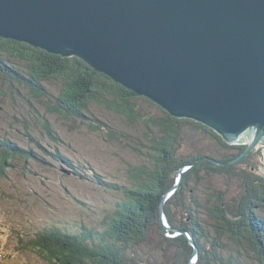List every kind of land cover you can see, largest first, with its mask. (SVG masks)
<instances>
[{
	"label": "trees",
	"instance_id": "16d2710c",
	"mask_svg": "<svg viewBox=\"0 0 264 264\" xmlns=\"http://www.w3.org/2000/svg\"><path fill=\"white\" fill-rule=\"evenodd\" d=\"M1 101L7 106V122L0 120V182L8 181L6 173L15 162L37 160L33 151L44 150L43 142L68 146L48 116L77 129L104 128L110 142L121 141L138 157L123 166L128 175H112V183L95 174L106 192L118 194L121 201L112 195L100 206L77 200L80 214L92 215L96 222L92 229L83 224L71 234L60 224L32 227L19 232L21 251L34 253L47 264H190L189 240L167 231L159 216L162 209L168 226L187 231L194 241L195 264H238L240 254L250 258L249 251L264 264V171L259 148L237 160L246 145H230L202 124L170 116L75 57L62 58L2 38ZM107 118L114 126L105 123ZM7 126L12 131H1ZM29 128L45 131H35L33 138ZM15 135L26 141L25 147ZM81 152L106 165L93 152L84 148ZM51 158L70 163L59 153ZM233 160L237 161L227 165ZM185 168L180 186L163 201L178 171ZM216 246L219 250L214 251Z\"/></svg>",
	"mask_w": 264,
	"mask_h": 264
},
{
	"label": "water",
	"instance_id": "95a60500",
	"mask_svg": "<svg viewBox=\"0 0 264 264\" xmlns=\"http://www.w3.org/2000/svg\"><path fill=\"white\" fill-rule=\"evenodd\" d=\"M0 38L75 57L229 144L252 133L237 160L264 146V0H0Z\"/></svg>",
	"mask_w": 264,
	"mask_h": 264
},
{
	"label": "rangeland",
	"instance_id": "374dc122",
	"mask_svg": "<svg viewBox=\"0 0 264 264\" xmlns=\"http://www.w3.org/2000/svg\"><path fill=\"white\" fill-rule=\"evenodd\" d=\"M2 102L5 104L4 101L0 103V120L4 123L7 122L5 114L7 106L5 104L4 107ZM109 115L116 118L111 114ZM184 119L199 123L188 118ZM48 120L52 124V129L64 142H67L68 146H56L50 140L43 142L44 150L33 151L38 158L37 160H27V162L19 160V162H15V168L6 173L8 181L0 182V264H47L36 254L21 251L18 238L19 232H30L32 227H40L39 229H47L49 226L57 227L56 224L64 225L65 231L71 234L81 230L83 224L90 225V229H92L96 222L93 221L92 215L80 214L79 210L82 211V207L77 205V200L92 206H100L106 196L112 195L121 201V198L117 196L118 194L106 192L105 186L99 184L95 174L112 183L115 180V178H111L112 175L117 176L119 174L118 176L121 178H123L122 176L126 177L128 171L123 166L127 162L134 163L138 158L130 149H125L121 145V141L113 140L110 142L109 135L104 132L107 130L104 128L93 131L84 125L77 129L70 123L67 124L62 120H58L55 116H48ZM104 121L108 125L114 126L108 118ZM100 125L105 127L104 123ZM71 127L74 128V131ZM5 128L6 130L1 131H12L8 126ZM29 129L34 132L33 138L35 137V131H37V134H40V131H45L39 128ZM18 136L15 135V140L19 142L22 148L25 147L26 141L21 140ZM242 136V140H239L247 146L251 135L244 134ZM36 138L39 141L38 136ZM262 147L264 146L260 145L258 148L259 152L263 154L261 159L263 170H261L264 171V148ZM82 148L90 153L93 152L95 157L101 159L106 165L103 166L98 160H90L89 155L81 152ZM105 151L106 159L103 158V152ZM58 153L69 160V167L63 163V160L58 161L51 158L52 155ZM233 161L227 162V165L234 164H230ZM107 165L112 166V168ZM71 167H74V169H71ZM185 170L187 168L178 171L174 180V185H177V187L169 196L180 186L183 178L182 174ZM233 179L235 178L233 177ZM88 213L96 214V212L91 211H88ZM47 223L51 225H46ZM171 230L174 229L171 228ZM183 233L188 235L185 230ZM179 235L186 237L182 233ZM245 247L249 249L247 244ZM217 250H219V246H216L214 251ZM249 253L250 258L240 254L238 264H258L257 257L253 256L255 251H249ZM223 256L229 258V255Z\"/></svg>",
	"mask_w": 264,
	"mask_h": 264
},
{
	"label": "bare ground",
	"instance_id": "6f19581e",
	"mask_svg": "<svg viewBox=\"0 0 264 264\" xmlns=\"http://www.w3.org/2000/svg\"><path fill=\"white\" fill-rule=\"evenodd\" d=\"M144 98H145V97H144ZM0 103H1V102H0ZM2 103H3V102H2ZM2 105H3V104H2ZM15 105H16V104H15ZM17 106H18V105H17ZM14 107H16V106H14ZM18 107H19V106H18ZM20 107H21V106H20ZM18 114H19V113H18ZM183 119H184V118H183ZM52 123H53V122H52ZM252 130H253V129H252ZM249 134L251 135L252 133H249ZM242 135H244V134H240V135L238 136V137H240L241 140H242V137H243ZM249 143H250V142H248V145H249ZM260 143H262V142H260ZM241 145H246V144L244 143V144H241ZM248 145H247V146H248ZM259 146H260V145L258 144V146L255 147V148H258ZM255 148H254V149H255ZM262 148H264V147H262ZM254 149H253V150H254ZM253 150H251V151H253ZM251 151H250V152H251ZM250 152H249V153H250ZM171 252H172V251H171Z\"/></svg>",
	"mask_w": 264,
	"mask_h": 264
}]
</instances>
